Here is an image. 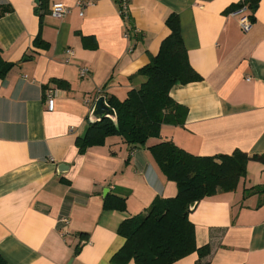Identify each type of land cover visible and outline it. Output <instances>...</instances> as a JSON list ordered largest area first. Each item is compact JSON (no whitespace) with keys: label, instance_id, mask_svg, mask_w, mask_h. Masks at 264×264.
<instances>
[{"label":"crops","instance_id":"1","mask_svg":"<svg viewBox=\"0 0 264 264\" xmlns=\"http://www.w3.org/2000/svg\"><path fill=\"white\" fill-rule=\"evenodd\" d=\"M125 1L141 34L133 39L121 0H0L10 8L0 18V50L14 64L0 78V254L9 264H112L125 244L120 225L157 197L177 196L150 150L162 141L200 157L264 154V0ZM56 2L70 9L66 18L52 17ZM78 2L88 4L83 16ZM244 4L253 18L248 32L232 15ZM171 14L202 77L170 91L187 109L185 124L163 125L160 138L133 152L113 136L81 153L96 100H124L142 85L135 75L170 35ZM67 49L75 53L70 64ZM45 87L56 88L51 103ZM254 187H264V164L251 161L237 190L198 202L189 218L197 246L210 253L174 264H264V195L245 196ZM115 196L126 210L105 208Z\"/></svg>","mask_w":264,"mask_h":264},{"label":"trees","instance_id":"2","mask_svg":"<svg viewBox=\"0 0 264 264\" xmlns=\"http://www.w3.org/2000/svg\"><path fill=\"white\" fill-rule=\"evenodd\" d=\"M9 10L1 7L0 18ZM121 16L128 26L129 38L141 36L131 25L129 12ZM166 24L171 32L162 42L158 55L135 75L144 78L142 85L131 90L124 100L107 96L109 105L117 112L118 126L109 119L89 123L87 133L78 141L81 153L91 147L104 146L113 136L121 137L133 152L145 146L151 138H160L163 125L185 124L187 109L171 97L170 91L175 85L198 82L202 77L190 62L179 16L171 14ZM36 43L45 45L40 37ZM13 67L14 64L4 60L0 50V78H5ZM52 82L59 89H70L66 80L54 79ZM55 89L45 87V92ZM150 150L166 178L176 183L177 196L168 199L157 197L146 213L125 220L118 230L125 244L111 262L174 264L194 253L201 260L210 253V247L197 246L195 226L189 218L192 206L219 191L237 190L241 179L248 175L249 163L264 164V154L249 155L236 150L232 154L200 157L179 148L172 141H162ZM251 194L264 195V187L245 191V196ZM104 204L107 209L117 207L126 210V200L118 196L107 198ZM0 264H9L1 254Z\"/></svg>","mask_w":264,"mask_h":264},{"label":"built area","instance_id":"3","mask_svg":"<svg viewBox=\"0 0 264 264\" xmlns=\"http://www.w3.org/2000/svg\"><path fill=\"white\" fill-rule=\"evenodd\" d=\"M87 5L88 4H86L85 2H78L77 6L81 9V15L82 16L84 14V10H85V7H87ZM120 12H121V15H122V13H125V14L128 13L127 1L121 0ZM69 13H70V9L67 8L63 3L56 2L52 5L51 15L55 19H64L69 15ZM232 15H235V16L239 15L240 25L245 32H248L252 29L253 20L251 18V15L249 14V8L247 5L244 4L243 6L237 8L235 11H233ZM126 35L128 38L130 37L128 32L126 33ZM66 54H67V58H66L65 62L67 64H70L72 61V57L74 56L75 53L72 49H67ZM89 72H90V70L88 68H82L80 70V76L86 77L89 74ZM55 92H56L55 90L47 92L46 97L48 99V102L50 101V103H51L52 99L55 96ZM100 93H101V91H99V94ZM62 222L66 223V224L69 223L68 219H63Z\"/></svg>","mask_w":264,"mask_h":264},{"label":"water","instance_id":"4","mask_svg":"<svg viewBox=\"0 0 264 264\" xmlns=\"http://www.w3.org/2000/svg\"><path fill=\"white\" fill-rule=\"evenodd\" d=\"M105 119L112 120L115 125L118 126L119 120L117 112L113 107L109 105L107 96L103 95L96 100L89 117V123L94 124L102 122ZM195 205L192 206V209H194Z\"/></svg>","mask_w":264,"mask_h":264}]
</instances>
